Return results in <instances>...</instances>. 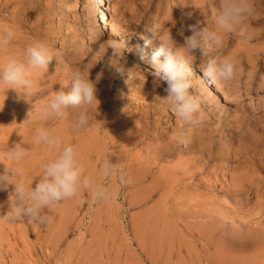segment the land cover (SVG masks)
I'll return each mask as SVG.
<instances>
[{
    "label": "rangeland",
    "instance_id": "374dc122",
    "mask_svg": "<svg viewBox=\"0 0 264 264\" xmlns=\"http://www.w3.org/2000/svg\"><path fill=\"white\" fill-rule=\"evenodd\" d=\"M220 4L0 0V33H14L0 47V64L23 58L36 40L54 53L32 76L27 95L0 84V146L31 147L16 165L31 182L53 155L34 145V130L53 129L111 193L100 202L82 189L45 209L40 222L9 207L11 185L0 190V264H264V0H249L247 39L237 31L203 53L182 48L187 25L214 29ZM165 38L188 59L197 125L184 123L163 100L167 83L147 62ZM113 43L120 45L115 53ZM224 59L235 64L233 78L213 82L203 69ZM75 72L94 82L97 98L87 109L89 126L78 130L72 122L81 108L62 119L43 111ZM105 159L119 160L123 175L102 177ZM2 164L14 166L0 151V171Z\"/></svg>",
    "mask_w": 264,
    "mask_h": 264
},
{
    "label": "clouds",
    "instance_id": "9594fccd",
    "mask_svg": "<svg viewBox=\"0 0 264 264\" xmlns=\"http://www.w3.org/2000/svg\"><path fill=\"white\" fill-rule=\"evenodd\" d=\"M250 13L249 0H221L220 9L214 19V29L202 27L198 21L187 25L190 35L183 37L182 48L189 53L195 50L203 53L211 45L219 47L225 35L237 31L242 39H247L248 33L243 25ZM13 34L12 30L0 33V47L7 45ZM180 34L183 35L182 30ZM158 41L159 46L147 62L154 69L152 75L167 83L165 89L167 95L163 100L184 123L197 125L200 122L199 103L188 91L190 88L188 59L184 51L174 46L171 38ZM119 49L120 45L113 43V53ZM53 57V49L47 42L33 41L26 46L23 58L9 56L0 64V84L9 85V89L27 95L33 85L32 76L37 71L47 69ZM161 57L163 59H160ZM143 58L141 56V59ZM116 70L121 72L118 68ZM203 71L213 82H227L233 78L235 64L230 59L219 62L209 60ZM17 89L22 92H18ZM96 100L94 82L89 77L75 72L66 88L60 87L50 97L43 111L46 115L62 119L68 115V109L81 108L72 122L73 129L78 130L89 126L91 116L87 109ZM33 143L51 149L53 155L40 165V174L31 182L25 170L16 166L30 155L31 147L22 142L0 146L4 158L14 165L9 167L2 164L0 190L12 186L9 196H12L13 200L9 207L14 206L20 216L44 222L47 219L44 215L45 209L75 197L82 189L89 190L93 199L97 201L111 199L108 189L99 185L93 176L86 174L85 164L77 147L66 142L60 133L46 127L36 128ZM118 173L123 175L119 160L105 159L100 165L102 177L107 178Z\"/></svg>",
    "mask_w": 264,
    "mask_h": 264
},
{
    "label": "bare ground",
    "instance_id": "6f19581e",
    "mask_svg": "<svg viewBox=\"0 0 264 264\" xmlns=\"http://www.w3.org/2000/svg\"><path fill=\"white\" fill-rule=\"evenodd\" d=\"M97 2H102V0H96ZM96 3V2H95ZM104 7V6H103ZM102 7V9H104ZM102 17H103V13H102V15H101ZM101 18V17H100ZM103 23L106 25L107 24V19H105V16L103 17ZM140 39H141V41H143L146 45H149L146 41H145V39H144V37H142V36H140Z\"/></svg>",
    "mask_w": 264,
    "mask_h": 264
}]
</instances>
